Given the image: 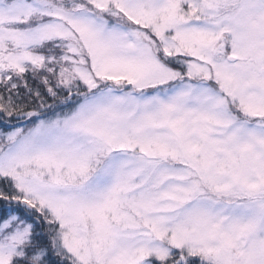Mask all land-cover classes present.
Masks as SVG:
<instances>
[{
  "label": "snow or ice",
  "instance_id": "obj_1",
  "mask_svg": "<svg viewBox=\"0 0 264 264\" xmlns=\"http://www.w3.org/2000/svg\"><path fill=\"white\" fill-rule=\"evenodd\" d=\"M0 264H264V0H0Z\"/></svg>",
  "mask_w": 264,
  "mask_h": 264
}]
</instances>
